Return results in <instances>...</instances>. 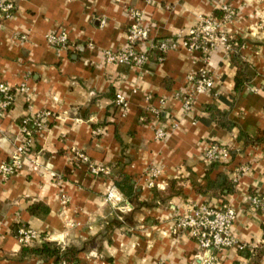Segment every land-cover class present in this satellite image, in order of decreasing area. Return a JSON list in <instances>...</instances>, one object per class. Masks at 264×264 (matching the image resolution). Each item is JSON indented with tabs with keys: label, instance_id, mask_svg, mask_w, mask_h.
I'll use <instances>...</instances> for the list:
<instances>
[{
	"label": "crops",
	"instance_id": "obj_1",
	"mask_svg": "<svg viewBox=\"0 0 264 264\" xmlns=\"http://www.w3.org/2000/svg\"><path fill=\"white\" fill-rule=\"evenodd\" d=\"M0 3L13 5L0 22V84L27 87L0 116V163L20 144V121L50 114L33 137L31 162L0 178V264H54L19 260L22 243L14 225L42 237L37 244L81 246L93 240L95 247L81 253L78 264H264V212L247 204L250 196L264 197V0ZM223 4L237 14L225 31L245 42L239 52L253 73L237 94L236 69L230 65L234 52L221 47L208 64L181 45L162 62L151 52L141 68L105 61L106 51L126 47L131 10L141 12L151 38L179 40ZM51 32L66 34L65 49L46 43ZM204 69L216 78L214 88L186 109V77ZM117 92L127 100L124 117L114 106ZM208 108L226 113L232 126L220 127ZM154 123L170 127L164 140L154 139ZM214 142L228 150L230 159L211 169L203 152ZM74 152L110 174H90ZM151 168L160 171L153 186ZM119 175L130 178L134 196L126 198L116 189L121 200L110 202L107 193ZM34 203L43 204L47 215L31 216L28 208ZM204 204L234 210L230 233L243 249L203 253L187 234L173 233L187 205ZM109 222L117 227L107 239Z\"/></svg>",
	"mask_w": 264,
	"mask_h": 264
},
{
	"label": "built area",
	"instance_id": "obj_2",
	"mask_svg": "<svg viewBox=\"0 0 264 264\" xmlns=\"http://www.w3.org/2000/svg\"><path fill=\"white\" fill-rule=\"evenodd\" d=\"M13 9L11 3H0V22L9 17V12ZM220 11L223 16L218 19L213 16L201 17L197 24L179 40L173 38L158 39L151 38L149 26L143 25L141 12L130 11L132 23L126 29V47L118 52H105V61L108 64H122L126 66L143 67L150 58L151 52L155 53L156 60L162 62L165 55L181 45L191 52H199L206 64L209 63L210 54L218 48H222L229 55L234 52V36L225 31L227 24L232 22L235 11L227 6H222ZM46 43L56 50L65 49L67 46V36L64 32H51L45 37ZM216 78L208 73L206 69L198 74H190L186 77L187 93L184 99V107L187 109L196 96L204 95L214 88ZM25 84H20L16 88L10 89L6 85L0 84V116H2L9 106L13 103L14 97L18 93H26ZM114 106L120 117H124L127 112V100L117 92L115 94ZM156 115L157 112L153 111ZM50 116L49 113L37 114L34 117H27L22 120L23 126L20 128L21 141L9 156L7 161L0 163V178L5 180L15 173L22 171L31 162L30 154L33 145V133L28 129L29 123L36 128L35 135L44 127V119ZM175 124L173 125V127ZM168 125L161 123L153 124L154 139L162 141L167 136ZM172 127V126H171ZM170 128V127H169ZM76 160L87 165L90 174L94 176H108L110 170L107 167L98 166L89 162L88 158L79 152H74ZM230 159L228 150L217 143H211L203 152V161L209 165L211 163L224 164ZM157 168H151L149 171L151 182L159 176ZM107 199L110 202L117 203L121 199L117 196L114 186H111ZM247 204L253 210L264 212V197L255 194L247 199ZM234 210L227 204H221L216 207L209 205L192 206L187 205L185 213L180 216L173 225V233H185L195 241L198 248L203 253H221L225 249L237 248L243 249L230 233V227L235 220ZM20 242L30 244L32 240L39 241L41 238L30 229L19 230Z\"/></svg>",
	"mask_w": 264,
	"mask_h": 264
},
{
	"label": "trees",
	"instance_id": "obj_3",
	"mask_svg": "<svg viewBox=\"0 0 264 264\" xmlns=\"http://www.w3.org/2000/svg\"><path fill=\"white\" fill-rule=\"evenodd\" d=\"M222 16L223 12L220 10H216L213 13V17L215 18L220 19ZM232 43L235 46L234 53L231 55L230 58V65L236 69V74L234 78V92L237 94L241 92L243 86L251 80L253 73L250 70V66L241 59V54L239 52L245 42L241 39H236L233 40ZM208 111L210 113V117L216 120L220 127L229 128L232 126V124L226 119V113L220 112L213 108H208ZM19 125L20 127L23 126L22 121L19 122ZM27 127L29 130L32 131L33 137H35L36 135L34 133L36 128L33 126V124L29 123ZM218 164L219 163H211L208 165V167L212 169ZM114 187L119 190L126 198H133L134 188L130 182V178H128L127 176L119 175L118 180L114 181ZM219 190L222 191L223 188L221 187L219 188ZM157 204H159V202ZM28 213L34 217H44L45 215H47L48 209L43 204L34 203L28 208ZM116 227L117 224H115L114 222L107 223L105 227L104 237L109 239L112 231ZM22 228L27 229L26 227H21L20 225H14L13 233L15 237L20 238L18 232ZM93 247H95V242L93 240L85 242L81 246H76L73 244L61 245L56 242L50 241H42L41 243L37 244L36 240H32L30 244L23 243L21 245V248L17 254V258L19 260L30 258L40 263L52 260L54 261V264H78L79 255ZM260 253L264 254V249Z\"/></svg>",
	"mask_w": 264,
	"mask_h": 264
},
{
	"label": "rangeland",
	"instance_id": "obj_4",
	"mask_svg": "<svg viewBox=\"0 0 264 264\" xmlns=\"http://www.w3.org/2000/svg\"><path fill=\"white\" fill-rule=\"evenodd\" d=\"M222 6H227L228 8H233V7L229 6L228 4H223ZM222 6H220V7H222ZM238 8H240V7H238ZM236 17H237V14H236V12H235V15L232 17V21H234V20L236 19ZM151 180H152V179H151ZM128 207H129V206L125 207V208L123 209V211L125 212V211L128 209Z\"/></svg>",
	"mask_w": 264,
	"mask_h": 264
}]
</instances>
